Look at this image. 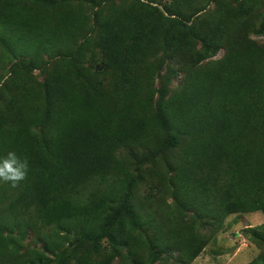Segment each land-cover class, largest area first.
<instances>
[{
    "label": "trees",
    "instance_id": "obj_1",
    "mask_svg": "<svg viewBox=\"0 0 264 264\" xmlns=\"http://www.w3.org/2000/svg\"><path fill=\"white\" fill-rule=\"evenodd\" d=\"M214 1L137 0L139 10L131 9L118 30L105 32L119 34L122 43L130 41L125 50L134 55L115 49L109 59L117 74L113 84H89L70 62L73 67L46 76L44 105L35 90H0V102H5L0 157L14 150L29 160L27 177L18 186L0 181V264H48L45 252L65 261L60 232L97 243L104 236L118 244L129 240L120 235L121 227L112 228L120 217L147 222L140 206L129 201L136 178L123 149L133 162L141 151V159L162 156L167 186L183 211L218 223L233 213H264V53L253 49L247 25L232 24L226 57L190 72L174 95L161 93L155 99L147 84L150 69L133 61L140 51L134 48L145 42L151 10H161L176 27H184L189 47L199 40L202 51L215 52L222 43L215 36L218 30L202 34L194 25ZM69 2L0 0V45L16 59L13 71L40 69L46 60L51 66L66 58L75 61L73 48L86 28ZM169 146L176 151L173 157L165 153ZM30 228L42 251L18 252L14 244L9 249L13 240L8 234L17 230L24 236ZM248 233L263 249L247 264H264V223ZM169 234L171 243L160 233L148 243L167 251L176 247L183 264L205 245L183 227Z\"/></svg>",
    "mask_w": 264,
    "mask_h": 264
},
{
    "label": "rangeland",
    "instance_id": "obj_2",
    "mask_svg": "<svg viewBox=\"0 0 264 264\" xmlns=\"http://www.w3.org/2000/svg\"><path fill=\"white\" fill-rule=\"evenodd\" d=\"M157 1L170 3L172 0ZM145 2L160 9L158 3ZM69 3L83 17L86 28L77 46L73 48L75 61L66 58L55 62V59V65L51 66L46 60L40 69L16 68L13 71L11 66L16 59L0 45V90L3 93L7 92L6 88H14L15 92L35 90L38 103L44 105L43 87L46 85V76L55 69L65 71L73 67V64L83 72L88 81L93 82L89 83L93 86L97 81L102 84L116 82L117 74L109 59L116 48H120L126 55L130 54L125 50L130 41L122 43L121 40L124 39L119 34L113 37L114 31L112 34L105 32L111 28L118 30L120 25H124L130 10H139V3L137 0H70ZM160 11L151 10V22L148 24L149 28L145 29V42L134 48L136 52L138 48L140 51L133 60L139 62L142 69V66L150 69L151 78L147 84L151 85L155 99H159L161 93L174 95L187 75L197 67L216 66L223 60L226 57L225 37L232 24H246L245 33L252 42L253 49L264 53V0H216L194 19L196 30L202 34L218 30L215 36L222 38V43L213 53L202 51L199 40L189 47L188 42L191 41L188 36H184L186 29L176 27L172 23L174 21ZM140 12L143 13V10ZM139 43V39L134 40L135 46ZM190 48L196 52H192ZM4 105V101L0 102V108H4ZM122 151L125 161L130 164V173L136 178L129 201L140 206V212L147 223L141 222V218L134 221L132 216L122 215L118 224L112 228L121 227L120 235L130 237L123 244L106 236L97 243L60 232V250L66 252V259L59 262L57 256L45 252L50 258L48 264H183L176 247L167 251L163 250V245L153 246L148 243V238L157 233L165 236L171 243L169 232L180 227L205 241L200 254L188 264H247L261 252L262 246L250 236L248 230L264 223L263 212L233 213L218 223L205 217L200 218L192 211H183L174 202L167 186L169 173L162 156L141 159V151L138 152V162H133L129 152L126 149ZM168 152L173 157L176 151L169 146L165 153ZM162 221L169 223L168 228H164L166 224L163 226ZM8 235L13 240L8 243L9 249H14V244V247L19 246L18 252L31 249L42 251L36 231L31 228L24 236H20L17 230Z\"/></svg>",
    "mask_w": 264,
    "mask_h": 264
},
{
    "label": "clouds",
    "instance_id": "obj_3",
    "mask_svg": "<svg viewBox=\"0 0 264 264\" xmlns=\"http://www.w3.org/2000/svg\"><path fill=\"white\" fill-rule=\"evenodd\" d=\"M29 170L28 158L18 155L14 150L0 157V181L10 182L13 187L26 179Z\"/></svg>",
    "mask_w": 264,
    "mask_h": 264
}]
</instances>
